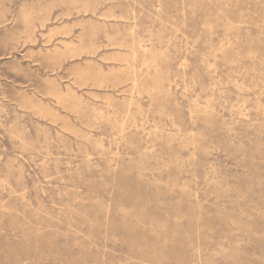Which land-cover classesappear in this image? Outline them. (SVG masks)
Masks as SVG:
<instances>
[{"label":"rangeland","instance_id":"374dc122","mask_svg":"<svg viewBox=\"0 0 264 264\" xmlns=\"http://www.w3.org/2000/svg\"><path fill=\"white\" fill-rule=\"evenodd\" d=\"M0 264H264V0H0Z\"/></svg>","mask_w":264,"mask_h":264}]
</instances>
